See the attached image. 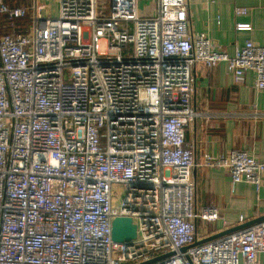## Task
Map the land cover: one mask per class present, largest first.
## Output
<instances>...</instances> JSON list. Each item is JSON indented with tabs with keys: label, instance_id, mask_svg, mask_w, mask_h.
I'll return each instance as SVG.
<instances>
[{
	"label": "built area",
	"instance_id": "1",
	"mask_svg": "<svg viewBox=\"0 0 264 264\" xmlns=\"http://www.w3.org/2000/svg\"><path fill=\"white\" fill-rule=\"evenodd\" d=\"M151 1L154 13L140 17L137 0H55L54 16L37 0H0V15L30 17L25 32L0 34V264H138L166 253L151 264H259L264 220L192 246L195 221L218 211L194 209L184 129L199 116L193 67L222 62L233 84L250 72L263 90L264 46L245 41L228 56L188 33L185 0ZM203 164L231 184L257 188L264 175V154H205ZM116 217L135 226L129 245L110 239Z\"/></svg>",
	"mask_w": 264,
	"mask_h": 264
},
{
	"label": "crops",
	"instance_id": "2",
	"mask_svg": "<svg viewBox=\"0 0 264 264\" xmlns=\"http://www.w3.org/2000/svg\"><path fill=\"white\" fill-rule=\"evenodd\" d=\"M32 1L22 0L28 7ZM185 2L190 35L206 36L228 56L245 41L264 46V0ZM234 7L244 8L245 14L234 17ZM154 10L155 4L148 0V16ZM235 23L248 24L250 30L235 31ZM192 72L191 107L199 116L185 127L184 144L190 149L193 162V206L195 210L211 207L218 211V219L213 223L195 221L196 242H199L243 224L264 220V175L257 188L247 183L231 184L225 169L203 164L205 154L217 158L233 150L255 159L263 156L264 89L254 88V76L250 72L240 84H233L222 62L211 68L196 64ZM257 261L264 264V251L257 253Z\"/></svg>",
	"mask_w": 264,
	"mask_h": 264
},
{
	"label": "water",
	"instance_id": "3",
	"mask_svg": "<svg viewBox=\"0 0 264 264\" xmlns=\"http://www.w3.org/2000/svg\"><path fill=\"white\" fill-rule=\"evenodd\" d=\"M256 222L255 221L249 222L248 224H243V225H241V226H239L237 228L221 232V233H219L217 235H214V236H212L210 238H207L206 240L195 242L192 246L199 245V244H202L204 242L219 238V237L224 236V235H226L228 233H231L233 231H236V230L245 228V227H247L249 225L255 224ZM110 239H111V241H113L115 243H122V244H125V245H129L130 242L133 239H135V226L131 223L129 218L116 217V218H114L111 221V224H110ZM184 249L185 248H181V251H184ZM170 255H171V253H166V254H163V255H160V256L153 257V258H151V259H149L147 261H144V262H141V263H138V264H151V263H153L155 261H159L161 259L169 257Z\"/></svg>",
	"mask_w": 264,
	"mask_h": 264
},
{
	"label": "trees",
	"instance_id": "4",
	"mask_svg": "<svg viewBox=\"0 0 264 264\" xmlns=\"http://www.w3.org/2000/svg\"><path fill=\"white\" fill-rule=\"evenodd\" d=\"M4 5L9 8H25L27 9L28 4L22 2V0H3ZM30 22L29 13L27 12L25 16L21 18H10L6 14L0 15V34H18L23 33L27 29Z\"/></svg>",
	"mask_w": 264,
	"mask_h": 264
},
{
	"label": "rangeland",
	"instance_id": "5",
	"mask_svg": "<svg viewBox=\"0 0 264 264\" xmlns=\"http://www.w3.org/2000/svg\"><path fill=\"white\" fill-rule=\"evenodd\" d=\"M42 6H49L51 8V13L54 16L56 11V3L55 0H37ZM106 0H97V4L100 7H105ZM145 4L146 0H137L136 6H137V14L138 16H146L148 13L145 11ZM114 191V190H113ZM117 199H120L119 197Z\"/></svg>",
	"mask_w": 264,
	"mask_h": 264
}]
</instances>
